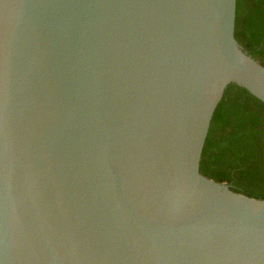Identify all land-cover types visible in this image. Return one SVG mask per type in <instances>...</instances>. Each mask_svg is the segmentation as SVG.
I'll return each instance as SVG.
<instances>
[{
  "label": "water",
  "instance_id": "obj_1",
  "mask_svg": "<svg viewBox=\"0 0 264 264\" xmlns=\"http://www.w3.org/2000/svg\"><path fill=\"white\" fill-rule=\"evenodd\" d=\"M236 0H0V264H264V199L199 171L264 66Z\"/></svg>",
  "mask_w": 264,
  "mask_h": 264
},
{
  "label": "trees",
  "instance_id": "obj_2",
  "mask_svg": "<svg viewBox=\"0 0 264 264\" xmlns=\"http://www.w3.org/2000/svg\"><path fill=\"white\" fill-rule=\"evenodd\" d=\"M234 36L264 66V0H236ZM199 171L264 199V103L230 83L211 117Z\"/></svg>",
  "mask_w": 264,
  "mask_h": 264
}]
</instances>
